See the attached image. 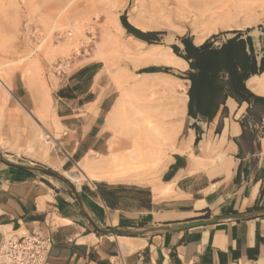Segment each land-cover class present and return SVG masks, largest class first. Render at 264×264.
<instances>
[{"label":"crops","instance_id":"0c3cea01","mask_svg":"<svg viewBox=\"0 0 264 264\" xmlns=\"http://www.w3.org/2000/svg\"><path fill=\"white\" fill-rule=\"evenodd\" d=\"M246 38L257 73L244 87L264 100V71H259L264 35ZM185 81L188 93L191 83ZM133 95L148 98L128 90V110ZM56 98V128L63 131L69 158L47 165L9 162L63 178L73 161L80 166L86 159L109 156L116 123L112 114L123 106V97L111 88L100 64L88 62L67 77ZM188 102L187 95L180 132L155 183L157 192L153 184L132 179H85L78 185L69 180L81 208L63 183L0 160V244L41 230L53 241L43 264H264V102L227 96L219 99L212 117L201 112L189 116ZM199 223L207 224L180 228ZM93 224L141 234L102 236Z\"/></svg>","mask_w":264,"mask_h":264},{"label":"rangeland","instance_id":"374dc122","mask_svg":"<svg viewBox=\"0 0 264 264\" xmlns=\"http://www.w3.org/2000/svg\"><path fill=\"white\" fill-rule=\"evenodd\" d=\"M122 16L134 29L154 33L150 37L153 42L148 44L129 34L121 24ZM235 32L243 38L264 35V0H0V153L11 162L42 165L50 164L52 159L62 162L69 158L63 131L56 128L60 123L56 97L67 77L88 62L99 63L111 88L123 97L121 118L112 130L113 135L121 132L116 135L124 146L122 154L146 149L149 128L160 124L159 118L148 110L162 97V88L142 91L135 86L140 79L135 75L165 74L149 78L175 84L176 96H180L179 87H185L187 95V69L163 64L135 68L138 49L174 53L172 46L182 50V38L195 44L214 38L218 45L234 37ZM103 41H107L112 55L109 62L95 57L97 46ZM69 59L71 70L65 78L57 77L54 65ZM148 69L155 71L145 72ZM128 90L148 94V98L133 95L134 104L128 110ZM34 101L38 102L37 107ZM40 104H50V111ZM172 150L166 151L165 160ZM150 160L143 169L145 176L134 178L133 183L151 184L155 176L150 174L158 163L156 157ZM76 164L73 161L66 165L63 178L69 181L66 173L75 171ZM160 175L155 179L159 180Z\"/></svg>","mask_w":264,"mask_h":264},{"label":"bare ground","instance_id":"6f19581e","mask_svg":"<svg viewBox=\"0 0 264 264\" xmlns=\"http://www.w3.org/2000/svg\"><path fill=\"white\" fill-rule=\"evenodd\" d=\"M246 4H243V5L245 6ZM189 14H190V12H189ZM213 16H214V14H213ZM210 19H212V18H210ZM195 21H196V18H195ZM238 21H240V20H238ZM194 23L193 24L196 26L197 25L196 22H194ZM236 24H238V23H236ZM227 28H225V29H227ZM240 28H242V26L239 27V29L238 28L237 29L241 30ZM192 29L194 30L195 28L193 27ZM243 29H244V27H243ZM229 30H232V29H229ZM108 39H110V34H109ZM142 44H145V43L142 42ZM197 44H199V43H197ZM138 50H140V52L136 55L137 56V62L135 64V68L143 67V66H146L148 64H153V65L163 64L166 67L167 66L168 67H180L183 69L186 67L185 61L182 60L181 58L177 57L170 50H158V49L146 50L145 48L143 50H141V49H138ZM111 56L112 55H111V52L109 51L107 41L100 42L97 46L96 51H95V57L102 60V61L109 62V60H111ZM159 75L165 76V74H144V75L136 74L135 75L136 77L140 78L137 81V83L135 84V86H136V88H138L142 91H149L152 88H156V89L162 88L161 89L162 90V97H160L158 99V102L155 103L153 105V107L151 109L149 108V110H148V113H152V115L154 114V115H156V117L159 118L160 124L156 125L155 127H150L149 128L150 131L149 132L147 131L148 132L147 133V140H146L147 144H145L146 149L142 148L141 150H133L132 152H129L128 154H125V155L122 154L121 151H122L124 146H123V143L121 141H119V139L117 138V135H116V133L120 134L121 132L118 131V132H120V133H118L115 131L116 133H114V137H113V139L109 145L110 147L108 146L109 147V156L102 158L100 161H96V158H95V160L94 159L93 160L92 159H86V160H84V162L80 166H78L76 164L77 166L75 167V171H73L72 173L66 174L70 181H72L73 183H75L77 185H78V183H80L81 181H83L85 179H87V180L88 179H90V180H103V179H105V180L112 181V182H114V181H124V182L130 181L128 179L133 180L134 178L145 176V171L143 169L150 164V161H151L150 159H152L154 157H156V161L158 164L152 170V173L150 175L151 176L153 175L156 177L159 173L162 172V170L164 169V167L166 165V160H165L166 158L164 157V155H165L167 150L173 149L174 142H175V140H176V138L180 132V129H181L182 117L186 113L187 95L185 94V90H184L185 87L184 88L179 87V89L181 88L182 94L180 96H176L177 87H175V84L170 83V82H165V81L160 80L158 78H149L151 76H159ZM166 76H168V75H166ZM250 85L252 86L253 82H251ZM165 91H167L166 92L167 95L165 94ZM158 94H161V93H158ZM163 99H165V100L163 101ZM37 103H38L37 101L36 102L34 101L35 107H37V105H38ZM40 105L42 106V104H40ZM44 105L45 104H43L42 107H44ZM45 108L47 109V111H50V109H51L50 104L45 105ZM120 109H121V106L119 104V106L116 107V109L114 110V112L112 114L116 123L121 118L120 117V115H121ZM120 121H122V119ZM116 123H115V125H116ZM114 127H113V129H115ZM40 137L43 138L42 135H40ZM49 137H50L49 133L47 135H45L46 140ZM119 138H121V137H119ZM49 142H50V140H49ZM49 142L46 143V145L49 144ZM155 177L152 178V181H151V184H153L154 186H155V183L158 181L157 179H155ZM138 182H140V181H138ZM159 188L160 187H156V186L154 187L156 192H157V190H160Z\"/></svg>","mask_w":264,"mask_h":264},{"label":"trees","instance_id":"16d2710c","mask_svg":"<svg viewBox=\"0 0 264 264\" xmlns=\"http://www.w3.org/2000/svg\"><path fill=\"white\" fill-rule=\"evenodd\" d=\"M120 21L129 34L148 44L153 42L150 37L154 33H142L134 29L127 23L125 16H122ZM235 33L232 39L221 46H215L214 38L206 40L199 47H195L188 38L180 40L182 50L172 46L173 52L189 65V71L184 73L185 79L191 83L187 93L189 116L194 115V112H201L203 115L207 114V117H212L219 99L227 96L244 101L251 99L264 102L244 87L246 79L257 73L256 61L250 38L243 40L240 39L239 32ZM263 61L264 59L261 61L260 72L264 71ZM151 71L155 70H145Z\"/></svg>","mask_w":264,"mask_h":264},{"label":"built area","instance_id":"2783aa9c","mask_svg":"<svg viewBox=\"0 0 264 264\" xmlns=\"http://www.w3.org/2000/svg\"><path fill=\"white\" fill-rule=\"evenodd\" d=\"M71 68L72 60H63L54 65L53 73L63 79ZM52 244V238L41 230L8 237L0 244V264H43Z\"/></svg>","mask_w":264,"mask_h":264},{"label":"water","instance_id":"95a60500","mask_svg":"<svg viewBox=\"0 0 264 264\" xmlns=\"http://www.w3.org/2000/svg\"><path fill=\"white\" fill-rule=\"evenodd\" d=\"M0 160L3 161L4 163H6L7 165L10 166H16L22 169H29V170H34L36 172H39L41 174H44L50 178H53L61 183H63L64 185H66L71 193L73 194V196L75 197L76 201L78 202L79 206L82 208V202L80 201V198L76 192V189L74 188V186L66 179L62 178L61 176H59L56 173L50 172V171H45V170H41V169H37V168H31V167H25V166H19V165H15L12 164L11 162L7 161L3 155L0 153ZM207 223H199V224H191V225H185V226H181L180 228H190V227H194V226H200V225H204ZM94 229L96 230V232L102 236H107V235H112V236H135V235H140L141 232H133V231H129V230H120V229H111V230H104V229H100L98 228L96 225L93 224Z\"/></svg>","mask_w":264,"mask_h":264}]
</instances>
